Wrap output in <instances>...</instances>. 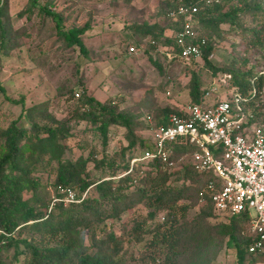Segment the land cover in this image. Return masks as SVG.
Wrapping results in <instances>:
<instances>
[{
    "label": "trees",
    "instance_id": "trees-1",
    "mask_svg": "<svg viewBox=\"0 0 264 264\" xmlns=\"http://www.w3.org/2000/svg\"><path fill=\"white\" fill-rule=\"evenodd\" d=\"M39 1L27 0L18 14L25 19L23 35L32 36L28 23L34 16H42V22L49 17L56 19L54 29L60 46L67 50L77 48L86 58L83 38L94 26V12L80 8L81 0H71L80 12L69 16L67 8V16H63L55 11L60 0H43L41 4ZM125 2L129 4L131 0ZM162 3L164 8L158 15L163 25L143 22L127 26L128 36L121 37L128 43L126 54L129 55L130 46L140 48L139 55L129 56L133 60L147 56L161 76L164 65L194 64L196 68L186 88L192 103L202 105L205 101L204 93L209 86L202 88L198 72L206 70L216 80L224 79L219 92L241 95L245 99L241 103L244 111L253 115L251 121L264 123V107L257 103L264 74L252 72L250 67L256 70L257 64L251 65L249 58L239 60L235 51L224 68L215 67L210 58L219 37L225 36L220 28L223 24H228L235 36H250L251 44H246L244 53L248 46L254 52L255 48L264 50V2L213 0L206 4L205 0H163ZM229 3L233 7L224 12V5ZM181 5L197 9L192 17L194 37L185 39V44H199L200 66L178 56L180 48L175 36L183 30L184 20H172L168 14ZM85 12L89 19L77 22L79 13ZM245 17L252 19L249 28L245 27ZM10 19L8 0H0V62L13 47ZM62 24L66 25L64 29ZM163 47L175 55L172 60L161 52ZM247 65L250 72L241 70ZM77 86L79 93L75 88L60 94L51 113L46 107L49 103L42 108L25 107L23 98L9 100L22 105V113L15 120H5V126L0 125V264H213L224 250L233 252L235 264H255L264 259L248 252L257 239L250 232L248 214H216L206 185L213 181L219 188L220 181L210 173H197L190 159L176 170L163 168V163L157 160L138 162L131 167L132 159L152 150V137L145 134L152 124L168 126L169 115L178 114L179 108H162L156 117L140 110L133 114L121 108L124 99L101 101L89 93L82 81ZM0 91L4 93L1 87ZM57 107L66 112L64 119L55 118ZM149 119L154 122L149 123ZM118 128L125 131V143L109 151L114 133L111 130ZM71 137L79 139L78 147L83 150L93 144L86 157L70 156L67 141ZM169 148L174 152L171 159L196 150L176 143L169 144ZM39 168L48 175L46 185L54 192L52 198L39 194ZM177 181L181 184H176ZM67 192L73 194V202L63 201ZM138 206L144 207L145 214L131 213L127 226L122 227L124 215ZM195 207L197 212L190 217L189 212ZM129 224L130 231L124 232ZM114 226H120L123 233L116 235L112 231ZM127 242L134 243V248L138 243L143 245L137 249L135 258L127 256Z\"/></svg>",
    "mask_w": 264,
    "mask_h": 264
},
{
    "label": "rangeland",
    "instance_id": "rangeland-1",
    "mask_svg": "<svg viewBox=\"0 0 264 264\" xmlns=\"http://www.w3.org/2000/svg\"><path fill=\"white\" fill-rule=\"evenodd\" d=\"M162 1L131 0L127 4L125 0H81V3H79L80 8L85 7L94 12L92 20L94 26L85 33L83 38L87 50V56L84 58L77 48L67 50L60 46V41H57L56 30L54 29L56 19L54 21L49 17L42 22V16L32 17L30 24L28 23V31L32 36H24L25 27H22L25 24V19L19 18L18 14L23 10L27 0H8L13 47L7 54L2 56L0 62V87L4 90V93L0 91V120H2L0 125L2 123V126H5L7 124L5 120L7 122L8 120H15L22 113V105H14L9 100L23 98L25 107L40 106L42 108L43 104L49 103L46 107L47 111L51 113L54 101L59 99L60 94L65 89L78 87L79 80L84 83L90 94L101 101L109 98L114 100L124 99L125 102L120 104L121 108L128 109L133 114L138 113L140 110L152 113L156 117L162 108H173L176 105H182L190 101L186 88L191 72L196 68V65L181 62H175L169 66L164 65V76H161L147 56L133 60L125 52L128 43L127 40L122 38L128 36L129 31L126 29L128 25L143 22L164 24L162 18L158 15L162 7L164 8ZM41 2L43 0L39 1L40 4ZM233 5L231 3L224 5L223 11L226 12ZM67 8L69 16L80 12L78 5H73L71 0H60L55 11L67 16ZM88 15V12L79 13L76 18L77 22L87 21L89 19ZM243 20L245 21V27L249 28L252 19L245 17ZM64 25L63 29L66 27ZM220 28L225 32V36L219 37L220 39L215 47L212 59V64L215 67H226L232 57V51H235V57H238L239 60L249 58L251 65L257 64L256 70L250 66L252 72L258 73L264 70V50L262 48H255L256 51L254 52L251 50L252 46H248V50L245 53L243 51L250 40V36L247 34L245 36H235L234 32L230 31L228 24H223ZM109 36L120 37L114 39ZM108 41L109 43H107ZM196 64L201 65V63ZM250 67L248 68L247 65L241 70L250 72ZM197 70L199 69L197 68ZM198 74L203 89L210 86L212 80L215 79L206 70H199ZM164 82L165 85H160ZM75 90L79 93L78 88ZM224 92L222 90V93ZM257 103L260 107H264V81ZM62 109L61 107L60 109L59 107L56 108L55 118L60 120L65 118L66 112ZM151 122L154 121L151 120ZM152 126L145 133L149 137H152V130L155 128V125L152 124ZM76 131L77 128L73 132L76 133ZM111 131L114 133L111 134L109 151H113L118 148L119 144L125 143L123 141L125 131L122 128L112 129ZM67 143L71 147L70 156L72 158H77L80 154L86 157L93 146V144L87 145L84 150L80 149L77 137H71ZM88 169H92L91 163L88 165ZM38 171H41L37 172V175L41 177L40 196L52 198L54 192L46 185L48 182L47 173L42 168H39ZM176 184H181V182L177 181ZM145 212L143 206L136 207L124 215L120 225L124 227L132 216L131 213L144 215ZM196 212V207L191 209L189 212L190 217ZM212 222L219 221L212 220ZM130 229L131 225L129 224L124 232H129ZM112 231L116 235L123 233L120 226L118 228L112 227ZM142 246L141 243H138L136 244L137 248H134V243L127 242V256L135 258L138 255L137 249H141ZM213 264H235L233 252L231 250L222 251ZM255 264H264V259Z\"/></svg>",
    "mask_w": 264,
    "mask_h": 264
},
{
    "label": "built area",
    "instance_id": "built-area-1",
    "mask_svg": "<svg viewBox=\"0 0 264 264\" xmlns=\"http://www.w3.org/2000/svg\"><path fill=\"white\" fill-rule=\"evenodd\" d=\"M212 1L205 0V3ZM196 12L195 7L181 5L168 14L172 20H184L183 30L175 37L180 48L178 56L188 63L202 62L199 44H185V39L194 37L192 17ZM161 52L168 60L175 56L166 47ZM128 54L139 55L140 48L130 46ZM259 74H264V70ZM220 84H224V79L212 80L202 105L191 101L176 105L179 112L169 115L168 126L152 130V150L145 151L141 158L132 159L130 165L157 160L163 163V168L176 170L190 159L197 173H210L220 181L219 188L213 181L206 185L216 214H248L250 232L257 236L248 252L264 257V123L252 122L253 115L245 112L241 105L245 99L232 91L219 92ZM171 143L192 146L196 150L171 159L174 156L169 148ZM63 201L73 202V194L67 192Z\"/></svg>",
    "mask_w": 264,
    "mask_h": 264
},
{
    "label": "crops",
    "instance_id": "crops-1",
    "mask_svg": "<svg viewBox=\"0 0 264 264\" xmlns=\"http://www.w3.org/2000/svg\"><path fill=\"white\" fill-rule=\"evenodd\" d=\"M119 37H120V36H115L114 39H117V38H119ZM110 38H113V37L110 36Z\"/></svg>",
    "mask_w": 264,
    "mask_h": 264
}]
</instances>
